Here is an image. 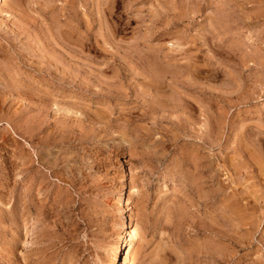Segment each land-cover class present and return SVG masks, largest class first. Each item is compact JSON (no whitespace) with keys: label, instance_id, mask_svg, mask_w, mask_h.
I'll return each instance as SVG.
<instances>
[{"label":"rangeland","instance_id":"374dc122","mask_svg":"<svg viewBox=\"0 0 264 264\" xmlns=\"http://www.w3.org/2000/svg\"><path fill=\"white\" fill-rule=\"evenodd\" d=\"M117 241L264 264V0H1L0 264Z\"/></svg>","mask_w":264,"mask_h":264},{"label":"bare ground","instance_id":"6f19581e","mask_svg":"<svg viewBox=\"0 0 264 264\" xmlns=\"http://www.w3.org/2000/svg\"><path fill=\"white\" fill-rule=\"evenodd\" d=\"M137 234H138V231H137L136 226L130 227V229H128L126 237L125 238L122 237V240L125 243V246H130L137 239ZM120 246L121 245L119 244V241H117L114 245L113 253L110 258L109 264H115V261H117V258L119 257V254H120V251H119ZM121 264H125V263L123 262Z\"/></svg>","mask_w":264,"mask_h":264}]
</instances>
